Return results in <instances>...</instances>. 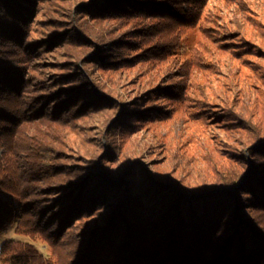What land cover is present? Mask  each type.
I'll list each match as a JSON object with an SVG mask.
<instances>
[{
  "label": "trees",
  "instance_id": "1",
  "mask_svg": "<svg viewBox=\"0 0 264 264\" xmlns=\"http://www.w3.org/2000/svg\"><path fill=\"white\" fill-rule=\"evenodd\" d=\"M31 1L0 0V34L8 35L2 26L20 32L15 22H22L30 13ZM130 3L129 8L120 4L112 11L133 19L168 9L161 6L164 0ZM178 3L173 4L175 9H179ZM166 15L163 12L157 17ZM146 29L152 32L150 26ZM146 29L141 30V38L148 33ZM79 34H72L75 41H79ZM1 41L0 37L3 44ZM159 47L164 54L170 51L160 41L147 47L148 52L156 55ZM138 49L140 57L144 52L140 46ZM33 51L24 52L21 61L14 55H3L8 50H0V236L15 227L21 234L53 243L51 238H66L74 221L95 214L98 217L79 239L80 245L69 250L72 258L66 264H264L261 132L251 138L244 169L231 174L221 170L211 180L197 184L171 180L153 169L155 164L141 153L119 157L115 144L116 127L125 130L133 122L152 117L150 112H158L154 106L137 111L128 103L112 102L97 90L91 73L71 68L68 61L59 69L71 71L48 82L29 76L24 64L16 62L35 58ZM103 52L85 59L86 68L99 65ZM102 107H118L120 114L101 138L104 145L100 142L99 147L106 152L101 159L91 151L89 159L83 158L88 161L76 160L74 151L69 155L68 134L75 129L77 119ZM147 109L150 112L145 114Z\"/></svg>",
  "mask_w": 264,
  "mask_h": 264
},
{
  "label": "rangeland",
  "instance_id": "2",
  "mask_svg": "<svg viewBox=\"0 0 264 264\" xmlns=\"http://www.w3.org/2000/svg\"><path fill=\"white\" fill-rule=\"evenodd\" d=\"M114 1L127 8L131 4L130 0H32L27 4L30 13L15 22L20 32L1 27L8 34H0L1 42L9 47L0 44V50H8L3 55L17 60L34 50V59L16 63L24 64L29 76L39 80L48 82L66 72L59 66L68 61L71 68L91 73L97 90L112 102L128 103L137 111L154 106L156 114L145 111L152 117L125 130L116 127L119 157L141 153L171 180L196 184L221 170L231 174L244 169L251 138L257 131L264 135V0H179V9L173 7L176 0H164L161 6L168 11L159 9L133 19L115 14L120 4ZM163 12L167 15L159 19L157 14ZM142 29L148 31L144 38ZM74 32L80 33L79 41ZM160 41L170 51L164 54L159 47L156 55L149 53L147 47ZM138 46L144 52L140 57ZM100 50H105L100 64L86 68L84 60L96 58ZM102 108L77 119L68 134L69 155L74 151L76 160L89 159L91 151L101 159L106 152L99 147L100 142L104 145L101 138L120 114L118 107ZM95 217L74 221L66 238L50 237L53 243L12 227L0 236V264H66L72 258L69 250L80 245Z\"/></svg>",
  "mask_w": 264,
  "mask_h": 264
}]
</instances>
